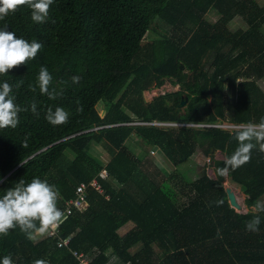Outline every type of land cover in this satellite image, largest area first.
<instances>
[{"label": "trees", "instance_id": "trees-1", "mask_svg": "<svg viewBox=\"0 0 264 264\" xmlns=\"http://www.w3.org/2000/svg\"><path fill=\"white\" fill-rule=\"evenodd\" d=\"M248 4L54 0L43 24L34 23L25 6L0 21V29L7 24L18 38L44 45L35 59L0 76V83L12 85L17 105L29 108L19 114L17 128L0 130V198L21 179L27 184L39 177L59 190L64 213L57 228L35 241L18 227L0 237V261L11 255L13 264H80L76 254L83 253L89 264L113 259L114 264H264V212L259 232L245 229L255 215L254 203L264 202L259 145L249 163L227 172L229 183L246 195L249 210L238 211L226 185L208 170L193 178L181 169L199 150L230 158L238 147L237 130L134 123L260 122L264 6L248 19L247 30L230 28ZM211 12L218 16L214 22L207 18ZM158 20L170 26V34L145 43ZM41 66L53 77L51 88L61 93L55 100L40 93ZM73 76L81 78L78 84ZM168 78L180 90L147 101L145 92ZM226 89L237 91V98L226 95ZM33 101L38 116L30 110ZM56 107L70 113L66 125L46 121L47 109ZM134 137L138 148L129 146ZM95 144L106 158L95 153ZM93 179L103 192L89 187L86 205L67 214L77 187Z\"/></svg>", "mask_w": 264, "mask_h": 264}, {"label": "clouds", "instance_id": "clouds-1", "mask_svg": "<svg viewBox=\"0 0 264 264\" xmlns=\"http://www.w3.org/2000/svg\"><path fill=\"white\" fill-rule=\"evenodd\" d=\"M53 3L54 0H0V21L18 12L20 6H25L31 10V20L36 24H43L49 18L50 6ZM43 47L44 45L36 39L29 42L27 39L18 38L15 32L8 31V26L5 24L0 29V76H8L10 70L35 59ZM71 79L73 84H78L81 78L73 76ZM37 82L40 93L48 96L50 100L57 99L61 94L55 88H51L53 77L47 67H40ZM19 86L18 84L17 87ZM30 87L31 91H36V87ZM15 101L12 85L6 81L0 83V130L17 128L20 122L19 114L29 111V108H22ZM30 110L34 115H39L35 101L31 103ZM77 111L82 112L83 107H78ZM69 117L68 111L56 107L55 111L52 108L47 109L45 119L52 126H61L69 122ZM234 138L238 142V147L230 158L224 161L226 167L222 170L218 169V172L226 171L228 167L235 170L249 163L252 150L257 144L259 150L264 152V117L258 124L240 125ZM59 199V190L47 180L35 177L26 184L21 179L15 187L7 189L0 198V237H7L10 235V230H15L17 227L30 241L48 234L50 229L57 228L63 222L64 213L58 207ZM222 203L223 201H219L217 206ZM253 211L255 215L245 223V229L257 233L261 224L259 213L264 212V202L257 200L253 205ZM0 264H13L11 255L5 256ZM34 264H47V262L36 260Z\"/></svg>", "mask_w": 264, "mask_h": 264}, {"label": "rangeland", "instance_id": "rangeland-1", "mask_svg": "<svg viewBox=\"0 0 264 264\" xmlns=\"http://www.w3.org/2000/svg\"><path fill=\"white\" fill-rule=\"evenodd\" d=\"M249 4L247 6V8L239 14L238 17H236L230 24V28L233 31L239 30V29H243V30H247L249 28V24H248V19L256 12L258 11L260 8H262L264 6V0H248ZM207 18L214 22L217 20L218 16L215 12H211ZM263 25L261 22H259L257 24V26H261ZM171 31V28L168 24H165L164 22L161 21H157L155 23V25L153 26L152 31L149 33V35L147 36L145 43L155 40V39H161L163 36H165L166 34L169 35ZM260 86L262 87V89L264 90V79L259 81ZM180 90V86L175 84L174 81H172L170 78L165 79L164 83L161 87H156V88H152L149 91L145 92V98L147 99V101L151 102L155 97L161 95V94H166L168 92H176ZM226 95H228L229 97H235V99L237 98V91H229V89H226ZM101 115L105 116V111L103 110V108H101ZM135 124L137 123H141V120H135L134 122ZM165 123V122H164ZM168 123V122H167ZM243 124V123H242ZM160 126H169L168 124L165 125H160ZM129 146L133 147V148H138L139 146V141L137 140L136 137L132 138L129 141ZM94 150L95 153L100 152L102 155H104V157L106 158L107 155L105 154V152L103 151V149L101 147H99L98 145H94ZM150 150V154L152 156H157L158 154V150L154 148V151L152 149ZM215 157L216 158H225L224 155L221 152H216L215 153ZM211 156H207L204 154V152H202L201 150H199L197 153H195L192 157H190L183 165H181V169L182 171H190L189 174L191 177L193 178H197L198 176H200L203 172V170H208L209 174H211L212 176L215 177V173H214V168L213 166L210 167L209 165V161L212 164L211 161ZM176 179L174 180V183ZM181 182V181H179ZM226 187H231L232 189L235 190L237 196L241 199V203L244 207L243 211H247L249 210L248 206L245 203L246 200V195L242 192V190L240 188H237L235 186H233L232 184L229 183V181L227 180L226 183ZM179 196L180 199L182 201H184L186 199L185 194H183V190L179 188ZM239 199V200H240ZM132 226H127L126 228H131ZM123 229L122 230V234H124L126 232V230ZM116 260L113 259L111 261L110 264H114Z\"/></svg>", "mask_w": 264, "mask_h": 264}, {"label": "built area", "instance_id": "built-area-1", "mask_svg": "<svg viewBox=\"0 0 264 264\" xmlns=\"http://www.w3.org/2000/svg\"><path fill=\"white\" fill-rule=\"evenodd\" d=\"M139 124V123H137ZM140 124H149V125H165L168 124L169 126H177V127H194V128H203V127H215L220 128L223 130L233 131L238 130L240 125L243 124H234L230 122L218 121L217 123H172V122H142ZM221 159V158H220ZM212 161V160H211ZM89 187H93L94 189L103 192L101 185L97 181V179H93L90 184L82 183L77 187L76 193L77 197L67 202V214H71L75 208H82L86 205V197H87V189ZM54 233V231L52 232ZM77 258L80 260V264H89L86 256L83 253H77Z\"/></svg>", "mask_w": 264, "mask_h": 264}, {"label": "water", "instance_id": "water-1", "mask_svg": "<svg viewBox=\"0 0 264 264\" xmlns=\"http://www.w3.org/2000/svg\"><path fill=\"white\" fill-rule=\"evenodd\" d=\"M186 101L187 99L182 101L181 107L185 105ZM211 159L214 165L213 170L215 173V178L226 185L227 180H228L227 172L229 170V167L227 168L226 171H223V172L217 171L218 169L222 170L223 168L226 167L225 162H224L226 159L216 158L214 155V150H212ZM226 191H227L231 206L238 211H243L244 207L242 203L240 202L239 197L237 196L235 190L232 189L231 187H226Z\"/></svg>", "mask_w": 264, "mask_h": 264}, {"label": "bare ground", "instance_id": "bare-ground-1", "mask_svg": "<svg viewBox=\"0 0 264 264\" xmlns=\"http://www.w3.org/2000/svg\"><path fill=\"white\" fill-rule=\"evenodd\" d=\"M240 199V198H239ZM240 202H241V199H240Z\"/></svg>", "mask_w": 264, "mask_h": 264}, {"label": "crops", "instance_id": "crops-1", "mask_svg": "<svg viewBox=\"0 0 264 264\" xmlns=\"http://www.w3.org/2000/svg\"><path fill=\"white\" fill-rule=\"evenodd\" d=\"M129 226H131V225H129Z\"/></svg>", "mask_w": 264, "mask_h": 264}]
</instances>
